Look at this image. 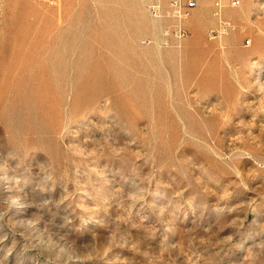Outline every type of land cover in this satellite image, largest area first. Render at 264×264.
<instances>
[{"label":"rangeland","instance_id":"obj_1","mask_svg":"<svg viewBox=\"0 0 264 264\" xmlns=\"http://www.w3.org/2000/svg\"><path fill=\"white\" fill-rule=\"evenodd\" d=\"M196 1L0 0V264H264V0Z\"/></svg>","mask_w":264,"mask_h":264},{"label":"built area","instance_id":"obj_2","mask_svg":"<svg viewBox=\"0 0 264 264\" xmlns=\"http://www.w3.org/2000/svg\"><path fill=\"white\" fill-rule=\"evenodd\" d=\"M53 1V0H48ZM196 0H148V10L150 14L156 19L172 18V22L164 26L157 38H147L145 43H156L159 46L167 47L171 45L180 44L186 37L189 36V29L185 25V20L189 18L192 9L196 7ZM217 14L221 16L220 12L224 8L223 0H215ZM241 5V0H231L230 6L238 7ZM234 24L226 18L219 19L218 27L213 30L214 36L229 33L235 30Z\"/></svg>","mask_w":264,"mask_h":264},{"label":"bare ground","instance_id":"obj_3","mask_svg":"<svg viewBox=\"0 0 264 264\" xmlns=\"http://www.w3.org/2000/svg\"><path fill=\"white\" fill-rule=\"evenodd\" d=\"M250 43V41H248Z\"/></svg>","mask_w":264,"mask_h":264}]
</instances>
